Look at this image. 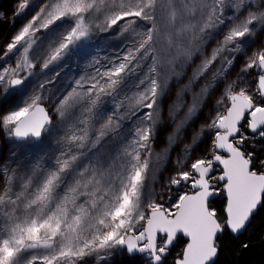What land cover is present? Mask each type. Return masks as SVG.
<instances>
[{"label": "snow or ice", "instance_id": "obj_1", "mask_svg": "<svg viewBox=\"0 0 264 264\" xmlns=\"http://www.w3.org/2000/svg\"><path fill=\"white\" fill-rule=\"evenodd\" d=\"M26 10L0 53V91L20 97L0 112V132L34 159L0 166V264H113L118 255L217 264L223 238H238L264 209L255 151L264 140V42L252 47L264 0H17L14 16ZM98 36L120 40L114 57H93L92 71L55 100L45 94L54 78L25 94L37 69L62 66ZM189 68L167 111L174 131L157 151L164 98ZM217 87L206 123L157 191L182 130Z\"/></svg>", "mask_w": 264, "mask_h": 264}, {"label": "rangeland", "instance_id": "obj_2", "mask_svg": "<svg viewBox=\"0 0 264 264\" xmlns=\"http://www.w3.org/2000/svg\"><path fill=\"white\" fill-rule=\"evenodd\" d=\"M34 2H38V0H34ZM31 7V5H30ZM31 15L30 11L26 10V13L22 16H14L11 20V34L8 40L2 44L0 47V53L4 49V46L10 41L12 36L17 32V30L22 26L25 22L26 18H29ZM264 42V32L258 33L256 36V43L252 47H256L259 44ZM120 46V40L112 38V39H104L103 36L95 37L92 44L86 49L85 52L73 55L68 58L65 62H63L62 66L52 67L45 72H40L37 69V74L30 77V83L28 84L27 92L30 94L33 90L38 89L39 84L45 80L53 79V83L46 85L45 94L55 100L62 92L68 90L69 86L74 83L76 79H78L81 75H84L86 72H91L92 68L89 67V62L93 57H99L102 61L106 58L114 57L118 51ZM214 46V42H210L207 51L211 50V47ZM9 63H14V60H9ZM196 63H199L197 60ZM243 63V58H240L235 64L234 68L231 70L230 78H235L239 73L240 65ZM59 73V75H55V73ZM191 75V68H189L186 72V75L181 77L179 80H173L170 84L169 92L164 98L163 108H164V123L161 125L159 129L158 138L156 141V148L159 151L166 145V137L173 133L174 131V122L169 120L167 117V111L169 106L172 104L174 100H176V93L183 87L184 84L187 83V77ZM59 84L64 85L62 88ZM195 91H199V89H195ZM220 87H217L215 92L209 97L207 100L203 111L199 114L198 117L194 118L192 122L186 127V129L181 132V139L183 143H177L171 153V159L169 160L166 168H162V170L158 174L157 179V191H160L159 186H163L167 181L168 177L171 175L172 170L174 168L173 161L180 155L181 150L183 148V144L189 143L192 139L193 132L196 131L201 124L206 123V119L209 111L213 108L214 101L216 97L219 95ZM20 100L18 95H8L5 96L2 91H0V112L7 111L11 106L17 104ZM185 103L190 104V94L185 97ZM50 106V105H49ZM183 110L178 114V118H182ZM209 140L205 137L204 142L199 144L195 150L194 155H200L207 148ZM256 146V144H255ZM17 153L16 157L12 156L13 152ZM25 150L19 149L16 147L15 143L9 140L2 132H0V166H9L14 167L16 163H24L27 159H34L31 155H25ZM3 180L0 179V185H2ZM182 242L178 243L177 250L182 247ZM174 254V253H173ZM125 255H118L113 258V264L119 262L122 257ZM171 259V258H170ZM135 263L140 264V258L135 257Z\"/></svg>", "mask_w": 264, "mask_h": 264}, {"label": "trees", "instance_id": "obj_3", "mask_svg": "<svg viewBox=\"0 0 264 264\" xmlns=\"http://www.w3.org/2000/svg\"><path fill=\"white\" fill-rule=\"evenodd\" d=\"M17 0H0V47L11 34V20ZM61 88L64 86L59 84ZM255 151L258 157L264 158V140H257ZM264 209L252 220L247 231L238 238L226 235L222 240V249L217 264H264ZM248 242L249 247L241 245ZM116 264H136L135 258L124 256Z\"/></svg>", "mask_w": 264, "mask_h": 264}, {"label": "flooded vegetation", "instance_id": "obj_4", "mask_svg": "<svg viewBox=\"0 0 264 264\" xmlns=\"http://www.w3.org/2000/svg\"><path fill=\"white\" fill-rule=\"evenodd\" d=\"M217 199H220V197H217Z\"/></svg>", "mask_w": 264, "mask_h": 264}]
</instances>
